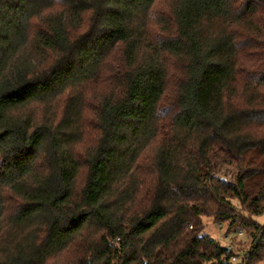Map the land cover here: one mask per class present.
<instances>
[{
  "label": "trees",
  "instance_id": "1",
  "mask_svg": "<svg viewBox=\"0 0 264 264\" xmlns=\"http://www.w3.org/2000/svg\"><path fill=\"white\" fill-rule=\"evenodd\" d=\"M158 2L0 0V264L264 259V0Z\"/></svg>",
  "mask_w": 264,
  "mask_h": 264
},
{
  "label": "rangeland",
  "instance_id": "2",
  "mask_svg": "<svg viewBox=\"0 0 264 264\" xmlns=\"http://www.w3.org/2000/svg\"><path fill=\"white\" fill-rule=\"evenodd\" d=\"M174 0H159L157 4V11L154 15V20L151 22L152 29L154 30L152 33L156 34L161 33L160 30V22L165 20L169 21V17L171 15V7L173 5ZM253 23L256 24V26L263 25V22L260 21L258 18L253 20ZM159 25V26H158ZM159 27V28H158ZM241 31H246L243 28H240ZM255 34V33H254ZM258 34V33H256ZM261 35L258 34V38L256 40L260 41ZM249 61V60H248ZM169 85H168V98L173 96L174 93V79H169ZM93 89V87H92ZM98 89V88H97ZM91 93L92 91H88ZM98 93V92H97ZM239 101V100H238ZM241 101V100H240ZM242 102V101H241ZM243 103V102H242ZM244 104V103H243ZM92 135H95V131H92ZM89 140V139H88ZM91 143V140L89 141ZM150 153H153V149L149 151ZM218 174L223 179H234L235 172L231 167H228L226 165H222L218 169ZM11 195L7 194L6 197L9 198ZM15 197L12 195L11 198L7 200V215H11L13 211V205L16 203ZM254 219L259 222L260 224H264V213L261 215L254 216ZM202 232L205 234L210 235L214 239H217L222 245L232 247L236 259L233 260L235 263H240L242 259L245 257L246 252L251 249L252 245V239L249 237V234L246 230H228V223H216L214 219L211 216H203L202 219ZM256 264H264V259L259 261Z\"/></svg>",
  "mask_w": 264,
  "mask_h": 264
},
{
  "label": "built area",
  "instance_id": "3",
  "mask_svg": "<svg viewBox=\"0 0 264 264\" xmlns=\"http://www.w3.org/2000/svg\"><path fill=\"white\" fill-rule=\"evenodd\" d=\"M234 260V259H233Z\"/></svg>",
  "mask_w": 264,
  "mask_h": 264
}]
</instances>
